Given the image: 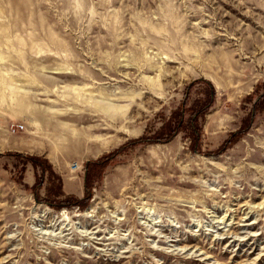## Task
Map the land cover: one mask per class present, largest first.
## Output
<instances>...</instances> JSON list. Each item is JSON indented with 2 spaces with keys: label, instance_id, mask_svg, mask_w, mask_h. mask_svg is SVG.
<instances>
[{
  "label": "rangeland",
  "instance_id": "rangeland-1",
  "mask_svg": "<svg viewBox=\"0 0 264 264\" xmlns=\"http://www.w3.org/2000/svg\"><path fill=\"white\" fill-rule=\"evenodd\" d=\"M263 93L264 0H0V264H264Z\"/></svg>",
  "mask_w": 264,
  "mask_h": 264
},
{
  "label": "trees",
  "instance_id": "trees-1",
  "mask_svg": "<svg viewBox=\"0 0 264 264\" xmlns=\"http://www.w3.org/2000/svg\"><path fill=\"white\" fill-rule=\"evenodd\" d=\"M207 87L209 88V86H207ZM185 102H186V96L184 97L183 104ZM263 103H264V93L257 99L256 104H255V108L257 109ZM184 106L185 105H183V107ZM202 111H203V105H200L199 108H198V110H197V115L200 114ZM183 114H184V109L183 108L181 110L178 109L177 111H175L174 113H172L171 118H170V121L167 122L168 124L166 123L167 124L166 126L164 124V127L163 128H164V130L167 131V135H166V138L167 139L170 136L173 135V133H174V127H177V130L180 127H182L184 124H185V127H186V122L184 123L183 122V119H182ZM194 119H196V118H194ZM173 124H174V126H173ZM188 125H189V128L191 129V131H195L194 129H196V127H194L193 121H189L188 122ZM195 132H196V135H197L199 133V129L197 128V130ZM235 135H239V133L238 134H235ZM234 138H232V139H234ZM157 140L159 141L160 139H157ZM162 140H163V138H162ZM150 141L151 140H149V139L140 138V139L135 140V141H133L131 143L137 144V143L150 142ZM120 151H122V148H120L118 150V152H120ZM25 157L28 158V159L33 160L34 162H38V163L41 160L40 158H38L36 156H27L26 155ZM106 159L107 158L102 157L101 159H99L96 162H92V163L87 164V166H86V176H85V182H84V186H85V189H86V196L84 197V199L83 200H76V199H74V198L71 197V198L65 200L66 202H72L73 204H77V205H82L83 203H86L87 202V200L89 199V195H88V188L89 187H88V185L90 183L89 180H90L91 171H93L94 169H99L100 167L105 166ZM46 169H48L49 171H51L50 165H47V168ZM36 186H38V185H36Z\"/></svg>",
  "mask_w": 264,
  "mask_h": 264
},
{
  "label": "built area",
  "instance_id": "built-area-1",
  "mask_svg": "<svg viewBox=\"0 0 264 264\" xmlns=\"http://www.w3.org/2000/svg\"><path fill=\"white\" fill-rule=\"evenodd\" d=\"M21 128H22V126H19V125H12V126L10 127V130H11L12 133H15V132H18L19 129H21Z\"/></svg>",
  "mask_w": 264,
  "mask_h": 264
},
{
  "label": "bare ground",
  "instance_id": "bare-ground-1",
  "mask_svg": "<svg viewBox=\"0 0 264 264\" xmlns=\"http://www.w3.org/2000/svg\"><path fill=\"white\" fill-rule=\"evenodd\" d=\"M232 218V217H231ZM230 225V224H229Z\"/></svg>",
  "mask_w": 264,
  "mask_h": 264
}]
</instances>
